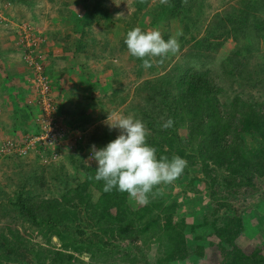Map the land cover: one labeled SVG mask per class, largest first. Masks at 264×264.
<instances>
[{"label": "trees", "instance_id": "trees-1", "mask_svg": "<svg viewBox=\"0 0 264 264\" xmlns=\"http://www.w3.org/2000/svg\"><path fill=\"white\" fill-rule=\"evenodd\" d=\"M35 1L0 0V6L17 4L29 10ZM49 1L62 22L66 23V16L71 15L70 30L78 37L64 33L63 37L71 38V43L61 51H70L81 69L88 68L90 60H98L102 56L99 50L104 49V41L103 47L94 42L92 27H99L97 36L101 38V34L105 36V32L109 34L115 28L111 24L120 27L114 51L107 53L121 52L133 59L136 78L149 74L133 91L143 101L138 109L139 119L149 130L147 142L157 149V158L178 155L187 161L182 175L161 186L170 188L177 184L180 195H185L196 188L195 181L202 180L208 196L225 212L219 213L212 206L197 223L187 224L185 217L175 210L178 204L174 197L170 202L159 197L160 185L149 196L147 205L134 204L126 192L116 189L106 193L103 181L94 179L96 162L87 158L90 145L74 140L69 148L62 142L57 150L64 149L63 158L71 173L61 162L50 163L44 170L26 173L23 181L16 183L12 195L0 191V198H4L0 199V264H185L192 256L199 260L203 256L202 245L193 243L204 237L197 230L200 227L210 229V235L215 236V242L209 240L206 244L215 246L217 264H264L261 247L244 253L236 242L244 209L231 205V199L254 187V179L264 177V50L259 49V43L264 42V0H238V6L215 12L208 20L202 10L204 0H169V4L155 0L148 7V24H161L166 29L175 20L183 34L178 38V57L168 55L162 62L160 57L153 58V66L147 69L142 67L141 59L129 54L124 41L134 28L137 13L147 7L149 0H133V14L117 21H112L106 0H78L80 15L68 11L64 0ZM0 12L3 13L2 9ZM7 18L9 22L4 18L0 22L21 21L16 16ZM11 26L15 38L20 37L13 47L23 65L21 58L28 51L20 42L23 30ZM162 34L165 40L171 37L165 31ZM55 37L54 32L52 40L59 41L62 36ZM228 37L236 46L220 62L226 82L223 86L215 82L211 68L204 65ZM42 46L35 42L29 48L40 55ZM43 68L45 71L44 64ZM25 73L32 76L30 71ZM87 77L91 89L93 83L89 79L95 75ZM117 94L112 90L109 99ZM10 97L12 100L5 104L10 124L2 125L19 142V138L35 132L37 125L31 115L36 111L25 99L20 102L13 95ZM74 112L72 120L76 122L74 118L82 114L80 110ZM168 118L173 119V126L162 130L161 125ZM28 120L31 126H27ZM75 125H69L71 132L76 130ZM253 135L260 137L257 146L245 148L244 138ZM112 140L105 131L93 133L88 139L89 143H101L102 148ZM39 152L47 155L50 150L36 146V155ZM2 157L20 158L15 153ZM53 188L55 191L48 193ZM150 249L153 254L147 258Z\"/></svg>", "mask_w": 264, "mask_h": 264}, {"label": "rangeland", "instance_id": "rangeland-1", "mask_svg": "<svg viewBox=\"0 0 264 264\" xmlns=\"http://www.w3.org/2000/svg\"><path fill=\"white\" fill-rule=\"evenodd\" d=\"M64 1H70L71 3L70 5L68 4V9L75 10V12L80 15L81 11H77L81 9V7L78 8L77 5V3H79L80 1ZM154 1L155 0H149L147 7L141 9L140 12L137 13L135 17L136 19L134 28L138 26L144 31L158 28L161 33L165 31L171 36H174L177 31H180V27L175 20H173L172 22L170 21L169 26H167L166 29L161 24H157L154 26H150L148 24V7L152 3H154ZM132 2L133 0H106L105 6L107 7V11L111 15L112 21H117L119 18L128 17L133 14L134 6ZM238 5V0H204V6L202 7V10L204 11V15H206L205 17L208 20L215 12H221L223 9L226 10L230 6ZM53 7H55V5H52L49 0H36L34 6L29 10L25 9L23 5L16 4L11 6L7 4V7H5V5H1L0 9H2L3 13L0 12V17L2 19L4 18L9 22V18L7 17L16 16V18L21 21L17 22V20H13L11 21V23L0 22V35L11 31V25L16 26V29L18 30L22 27H28L29 30H26L25 34L29 35L31 34L30 31H32V38L34 40H37L43 46L46 44V42L51 43V41L47 39L46 29H48V20L53 19L54 16L57 17V14L52 11ZM4 12L7 13L8 16L4 15ZM69 18H71V15L69 16ZM56 24L57 23H55L54 21L53 25ZM204 24H206V21L203 23V26ZM111 27L115 28L111 32H109V34H107L106 32L104 33L105 36L101 34L102 38L106 37L108 41L105 38L102 39L100 35L97 36L99 27H92V37L94 42L96 44H100L102 47L105 43L103 47L105 50H99V53H101L102 56H99L98 60L89 61L90 64L88 65V68L81 69L77 67L74 61L69 57L70 53L68 52L70 51H61L62 47H68L70 45L71 38H65L62 36L63 38L61 37L60 40L57 41L58 43L56 42L59 47H61L60 49L57 45L54 44L58 47L57 50L59 51V53H61V56L56 55V59L58 61L57 63H61V65L64 67V70H70L69 68H65L66 61L69 63L68 66H70L71 61H73V70L71 69L72 71L66 72H68V75L73 76L74 79V82L70 83V92H72L73 95L69 94V92L67 93V90L65 88L62 90L64 93H67V95H65V100L61 102L62 109H60L59 112V114L63 116L56 119L60 122L61 125H64L65 128L71 125V123H76V130L72 131L71 134L76 133L75 137H78L77 140L81 142V145H90V147L88 146V150L90 152L93 145H95L97 149L102 148L101 143L96 144L92 141L89 143L88 139L90 136H92L93 133L99 134L102 133V131H105L107 132L108 137H111L113 140L120 134L119 129H110L108 126V123H111L114 115H133L135 118H139L138 108L143 105V101H141V99L136 95L134 96L133 91L135 90L136 84L141 79L147 78L149 75L147 73H143L138 78H136V62L133 59H129V57H127V54L125 53L120 52L113 55H108L107 50H113L112 47L115 44V37L120 32L118 31V29H120L118 25L111 24ZM202 29L199 35L202 34ZM66 31L67 30H65L64 32L66 33ZM67 32L71 37H78L74 32ZM51 33H53V31ZM18 39H20V37L16 36L15 40ZM235 46V42L230 37L226 38L218 47V49L215 50L212 54L213 56L211 61L205 63L204 65V67L206 68H211V76L215 79V82H219L223 86L226 82L222 79L223 71L220 67V62L230 54ZM259 49L264 50V42L261 41L259 43ZM64 55H66V57ZM178 55L179 54L176 53L175 55H173V57L176 58L178 57ZM104 58L107 59H105V64H103L104 66H101V63L104 62ZM38 59H40V63L46 62L45 56L39 55ZM1 67L2 62L0 61V69H2ZM104 68L108 71L106 72ZM81 70L83 72L82 75L78 73ZM159 71L160 70H157V72ZM91 73H94L95 75L94 78L91 77L89 79V81L93 83V85L91 86L93 92H91L89 82L86 81L88 80L87 76H89ZM111 75L114 77H112ZM112 90L118 91V94L117 97L109 99V94ZM51 94L54 96L52 92ZM121 97H124V100ZM118 99L120 100V102H118ZM25 100L29 103H32L34 105V109H36L35 111H37V113L31 115V119H34L36 123V118L39 119L40 114L38 105L33 102V92L32 96L29 97L28 100ZM56 102V100L53 101V107L54 105H56ZM79 110L82 114V117L78 118L76 116L74 118L76 119V122H74V120H72L73 114L71 112L75 111L74 114H76L79 112ZM136 110L138 112V115H135ZM7 111V106L0 105V139L11 136L9 132L4 131L2 125L3 123L7 124L8 126L10 124V120L7 117ZM26 124L27 126H31L30 120H28ZM182 132L183 130L180 129L179 133L181 134ZM71 137L73 136L71 135ZM259 138L260 137L257 135H253L252 137L246 136L244 138L245 148L256 147ZM102 143L105 144L104 139L102 140ZM56 151L58 152L57 155H54L51 152H49V154L47 155H45L43 152H39L36 155V153L32 151L29 152L26 156H22L20 158L0 157V191H2V193H4L5 195H12V191L15 189L16 183H21L20 180H22L26 173L31 172L33 169H36L35 171L40 169L44 170L45 168L43 167L45 165H49L50 163L61 162L64 166V169L67 172L71 173L72 169L70 168L67 161L63 158L64 149L60 148L59 151L57 149ZM34 156L37 157L35 163L32 162ZM90 156L91 154H87L88 160ZM195 184L197 190L196 188L194 190H188L187 188L188 191L185 192V195H180L179 191L181 188L177 184L171 185L170 188H165L161 186V184V194L159 195V197L161 199H164L166 202H170L174 197L175 202L178 204V208L176 207V209H174L185 217L187 224L197 223L202 214L207 213L209 209L212 208V206L216 207L219 213L225 212L222 207L214 202L212 197L208 196L204 181H195ZM186 187L188 186H184V188ZM42 189L45 188L42 187ZM52 191H55L54 188L53 190H49L48 193ZM0 199L3 200L4 198L1 197ZM131 201L136 205L140 204L137 199L132 198ZM231 205L238 210L244 209L242 213V222H244V224L243 227H241V235L239 236V238H237V243L240 245L243 252L248 253L255 246L261 247L262 251L264 252V177L254 179V187L252 189H246L243 194L238 195L237 198L231 199ZM179 207L181 209H179ZM197 230L201 232L204 237L201 238L198 242L193 241V243H200L202 245L203 256L200 260L198 257L192 256L187 262H185V264H217V251L215 246L206 244V241L215 240L213 235H210L211 230L203 227H200ZM189 239L190 241H192L193 238L191 239V235ZM152 254L153 249H150L149 253H147V258H151Z\"/></svg>", "mask_w": 264, "mask_h": 264}, {"label": "clouds", "instance_id": "clouds-1", "mask_svg": "<svg viewBox=\"0 0 264 264\" xmlns=\"http://www.w3.org/2000/svg\"><path fill=\"white\" fill-rule=\"evenodd\" d=\"M160 3L169 4V0H160ZM182 34V31H177L174 36L165 40L158 28L144 31L137 26L128 31L124 42L129 54L141 59L142 67L147 69L153 66V58L160 57L162 62L169 54L178 53L180 50L178 38ZM41 65L43 68V64ZM45 75L49 82L46 73ZM173 123V119L168 118L162 123V130L171 128ZM108 126L110 129H119L120 134L103 148L97 149L93 145L89 157V160L96 162L94 179L103 181L104 192L108 193L113 189L126 192L140 204L147 205L149 196L154 194L157 186L171 184L187 167V161L178 155H173L171 159L164 155L157 158V149L148 144L149 130L141 119L133 115H114ZM68 131L71 132L70 128ZM89 179L93 177L89 176ZM243 224L241 220L240 229Z\"/></svg>", "mask_w": 264, "mask_h": 264}, {"label": "crops", "instance_id": "crops-1", "mask_svg": "<svg viewBox=\"0 0 264 264\" xmlns=\"http://www.w3.org/2000/svg\"><path fill=\"white\" fill-rule=\"evenodd\" d=\"M70 1H67V6L66 8L68 9L70 5ZM69 4V5H68ZM78 8L81 7L80 2L77 3ZM71 13L75 12V10L68 9ZM82 9H79L77 11H80ZM66 23L62 22L61 17L57 15V17H53V19L48 20V29H46L47 33V39L51 41L46 42L44 46L41 47L40 55L45 56L46 62L43 63L45 66V71L49 79V84L51 88V92L54 94V98L57 101L55 105V115L58 119V117H62L63 115H60V107H61V102L65 100V95L69 92V94L73 95L71 91V84L74 82L73 76L68 75L69 70H64V67L61 65V63H57V57L61 56L57 48L59 45L57 44L58 42L52 40V31L53 33L56 32V37H61L64 35V31H71V20H69V16H66ZM1 19V18H0ZM57 23L56 25H53V22ZM62 22V23H61ZM66 31V32H67ZM15 33H11V31L6 32L5 34L0 35V61L2 62V69H0V94H1V103L6 106L7 102H10L12 98L10 95H13L14 99L16 98L17 100L21 102V99H27L32 96V92L30 88L27 85V80L28 75L26 76L25 71H27V68L22 65V63L19 61L18 58V53L16 51V48L13 47V44L15 43ZM46 39V40H47ZM47 40V41H48ZM57 42V43H56ZM57 46H55V45ZM61 47H59L60 49ZM70 53V52H68ZM67 55V54H66ZM66 55H64L66 57ZM73 54L70 53L69 57L75 61L74 57L72 56ZM68 56V55H67ZM105 59L104 62L101 63V66H104L105 64ZM63 60V59H61ZM73 61H71L70 66H68V62L66 61L65 63V68H69L73 66ZM91 61V60H90ZM76 64V61H75ZM90 64V63H89ZM25 68V69H24ZM105 69V68H104ZM73 70V68H72ZM70 70V71H72ZM80 70V69H79ZM106 72L108 71L105 69ZM68 71V72H66ZM78 71V70H77ZM80 74L82 75V72L79 71ZM78 72V73H79ZM25 75V76H24ZM24 76V77H23ZM62 88V89H61ZM67 90V93H64L62 90L63 89ZM59 89V90H58ZM61 89V90H60ZM6 94H9V97H5ZM27 97V98H26ZM7 98V99H6ZM31 101V100H30ZM67 102V101H66ZM68 103V102H67ZM36 110V109H35ZM37 113V111L35 112ZM34 113V114H35Z\"/></svg>", "mask_w": 264, "mask_h": 264}, {"label": "built area", "instance_id": "built-area-1", "mask_svg": "<svg viewBox=\"0 0 264 264\" xmlns=\"http://www.w3.org/2000/svg\"><path fill=\"white\" fill-rule=\"evenodd\" d=\"M22 30L23 35L20 42H24L28 51L24 53L21 59L28 71L32 73V76L26 78V82L33 92V102L38 105L40 115L39 119L36 118L37 128L35 132L19 138V142H16L12 136L0 139V157L12 153L20 157L26 156L29 152H36V146L42 150L49 149L51 153L57 155L56 149L62 142L66 143L67 147L72 148L71 142L77 140L78 137H75L76 133H69L68 129L56 119L49 82L41 63L38 61L39 56L32 48H29L31 44L38 41L32 38V31L29 35L25 34V31L29 30L28 27H22ZM88 154L90 155L91 152H88Z\"/></svg>", "mask_w": 264, "mask_h": 264}]
</instances>
